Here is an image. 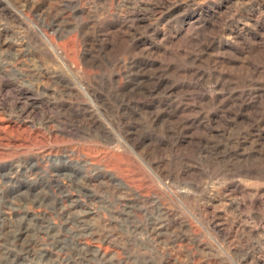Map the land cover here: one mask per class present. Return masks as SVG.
Instances as JSON below:
<instances>
[{"label":"rangeland","instance_id":"1","mask_svg":"<svg viewBox=\"0 0 264 264\" xmlns=\"http://www.w3.org/2000/svg\"><path fill=\"white\" fill-rule=\"evenodd\" d=\"M0 264H264V0H0Z\"/></svg>","mask_w":264,"mask_h":264}]
</instances>
